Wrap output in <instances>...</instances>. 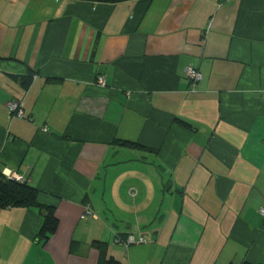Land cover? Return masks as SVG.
<instances>
[{"label":"crops","instance_id":"1","mask_svg":"<svg viewBox=\"0 0 264 264\" xmlns=\"http://www.w3.org/2000/svg\"><path fill=\"white\" fill-rule=\"evenodd\" d=\"M0 171V264H264V0H0Z\"/></svg>","mask_w":264,"mask_h":264},{"label":"trees","instance_id":"2","mask_svg":"<svg viewBox=\"0 0 264 264\" xmlns=\"http://www.w3.org/2000/svg\"><path fill=\"white\" fill-rule=\"evenodd\" d=\"M77 1H87L93 3H115L121 1H132V0H77ZM177 123L186 128L190 129L191 126L179 119ZM115 145L125 149H143L142 146L135 142L115 140ZM38 190L24 182H18L12 178H8L2 174L0 171V209H14V208H24V209H35L39 216L41 217V224L39 230L36 234L35 240L41 245H45L49 239L55 234L58 221L55 217V208L52 206L41 205L38 202ZM129 235H116L115 239L124 241ZM101 253H104L103 248L104 244L100 242H94ZM105 254V253H104ZM102 255L100 264H119L112 257L105 258V255Z\"/></svg>","mask_w":264,"mask_h":264},{"label":"built area","instance_id":"3","mask_svg":"<svg viewBox=\"0 0 264 264\" xmlns=\"http://www.w3.org/2000/svg\"><path fill=\"white\" fill-rule=\"evenodd\" d=\"M185 76H186L187 81L190 83L191 91H195V88L197 87L198 82L201 80V74L196 69L188 68L185 72ZM96 84L99 87H105L106 85L105 80L102 76L96 79ZM8 109L14 116L22 117V111H21L19 102L17 101L10 102L8 104ZM41 131L46 133L45 128H42ZM7 177L12 178L18 182H23V178H21L20 176H16L14 174L8 175ZM260 214L264 216V207L260 210ZM84 216L86 218L93 217L92 211L90 210L88 206H86L84 209ZM146 242H147V239L143 236L135 237V236L129 235L124 241H120L119 239H114L115 244L123 246L125 248H128L131 245L144 244Z\"/></svg>","mask_w":264,"mask_h":264},{"label":"rangeland","instance_id":"4","mask_svg":"<svg viewBox=\"0 0 264 264\" xmlns=\"http://www.w3.org/2000/svg\"><path fill=\"white\" fill-rule=\"evenodd\" d=\"M118 216V215H116ZM106 217L109 219L108 221H110V223H113L112 219H114V214L111 212L109 213V215H106Z\"/></svg>","mask_w":264,"mask_h":264}]
</instances>
